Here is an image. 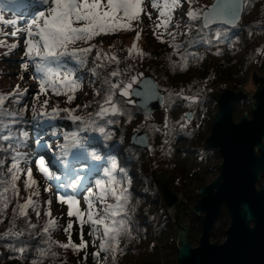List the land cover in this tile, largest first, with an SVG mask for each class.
Wrapping results in <instances>:
<instances>
[{
    "label": "snow or ice",
    "instance_id": "snow-or-ice-1",
    "mask_svg": "<svg viewBox=\"0 0 264 264\" xmlns=\"http://www.w3.org/2000/svg\"><path fill=\"white\" fill-rule=\"evenodd\" d=\"M251 6L250 0H0V26L11 29L6 32L0 28L3 55L22 47L16 61L21 68L20 79L31 71L38 83V91L32 92L30 118L26 115L29 104L23 100L29 92L27 86L18 84L9 92H0V154L6 157L0 159V224L7 225L0 231L2 246L27 264H52L59 256L54 249L60 248L77 253L83 250L86 262L87 225L95 264H107L108 255L102 258V253L110 254L115 262L121 240L132 234L136 207L130 192L132 178L120 166L123 153L117 144L124 136L121 134L119 141L113 137L123 117L127 116L125 124L132 119L128 106L135 102L133 98L146 94L144 73L131 63L148 55L137 45L142 13L152 21V35L171 48L165 59L175 69L202 58L195 49L211 50L220 43L239 41L245 29L249 37L254 28L264 31V17L241 23ZM149 7L156 12L154 20ZM5 11L12 18H7ZM121 30L134 33L130 47L117 50L109 45L105 51L95 43L98 37ZM215 53L220 54L218 47ZM255 53L264 55V48H256ZM172 56L179 59L173 61ZM85 74L93 93L91 100L60 107L59 103L49 106L45 99L37 107L36 100L49 91L63 95L71 105ZM165 92L169 101L199 100L195 94L186 95L183 88ZM148 118L146 115L145 120ZM188 119L189 113H183L182 120ZM176 123L184 127V123ZM21 124L33 126L35 147L31 153L20 150L31 147L30 131ZM163 130L167 135V120ZM133 135L144 144L135 130ZM41 147L43 151H36ZM33 162L36 171L49 181L43 192L54 186L57 202L66 205L68 219L63 225L52 215V200L41 197ZM81 196L86 208L81 207ZM74 225L78 227V242L72 239ZM60 229L66 236L64 242L51 235Z\"/></svg>",
    "mask_w": 264,
    "mask_h": 264
},
{
    "label": "trees",
    "instance_id": "trees-1",
    "mask_svg": "<svg viewBox=\"0 0 264 264\" xmlns=\"http://www.w3.org/2000/svg\"><path fill=\"white\" fill-rule=\"evenodd\" d=\"M201 3H206L208 0H200ZM251 7L248 8L246 13L242 16L241 23L247 24L249 21L264 17V0H250ZM7 18H12L11 14L5 11ZM177 19H180V12L177 10ZM147 19L142 16L141 33L137 40V45L146 54L143 59L137 58L131 61L135 65V70L149 74L155 81L158 89L162 94V102L166 108V117L169 127V132L166 135L163 126L152 119V113L142 112L134 103L128 106L129 111L132 112V119L127 124L124 120H127V116L121 119V124L116 126V135L113 137V141H119L121 134L124 136L122 143H118L117 147L123 156L120 157V166L125 168L129 176L132 178V184L130 192L132 193V203L135 204L136 211L134 213L133 231L131 236H125L120 243V251L117 253L116 260H111L110 254L102 253V258L108 255L107 264H175L174 259H171L173 254L176 255V248L174 244V237L169 234V230L172 228L168 216L159 204L158 190L153 182V175L150 173V164L152 157L157 158V161L163 163L167 169L175 168L176 150L173 149L174 142L183 138L181 135H189V131L194 132L193 126L185 128L179 127L177 121L183 122L182 115L187 109H195L194 113L198 116L201 114L204 116L207 112L214 110L215 102L212 99V94L203 92V82L207 81L208 84L213 85V92L215 88L223 90L226 86V82L231 84L232 87H236L239 82L243 80L251 69H264V55L255 53V49L258 47L264 48V31L254 28L251 37L248 35V30L245 29L240 33V40L236 42L230 41L229 44L220 43L213 47L211 50L205 48H198L195 51L199 52L202 58H196L190 60L187 67L184 68H172L169 66V61L165 59L166 54L171 52V48L166 43L159 42L153 35L149 24H146ZM175 23V21L173 22ZM3 31L10 32L11 29L4 26H0ZM134 33L124 32L123 30L102 35L95 40V43L102 47L105 51L109 50V45H112L114 49H120L130 47L132 43ZM4 39V37H0ZM8 41H12V37L9 36ZM22 43V42H21ZM232 45V46H229ZM220 49V54L215 53V48ZM4 49L0 48V92H9L11 89L18 85L20 87L27 86L29 92L25 94L23 100L29 104L26 115L30 118L32 92L38 91V83L32 78V72L26 71L23 80L20 79V64L16 62L20 57L22 50L15 51L9 56L3 55ZM124 55V53H120ZM173 61H177V56H172ZM6 67H13V71L7 70ZM181 88L185 90L186 95H197L199 100L189 103L185 100L176 99L169 101L165 89L172 91H179ZM210 92V91H209ZM93 98L92 89L88 84V75H84L83 86L78 90L76 99L71 105L66 104V98L54 95L51 91L45 96H41L36 100L37 107L45 99L49 100V106L59 103L60 107L75 106V104H81L88 102ZM245 101H239L235 104V108L240 106ZM7 106V105H6ZM15 107V106H14ZM214 108V109H213ZM91 110V108L89 109ZM77 114H80L79 112ZM149 118L145 120V116ZM214 115V114H213ZM25 130L30 131L29 143L31 147L27 149H20L21 151L32 152L35 147V134L31 129L32 125H20ZM159 129L154 131L153 129ZM145 130L149 137L150 148L143 149L136 147L129 139L130 134L134 130ZM46 138V137H45ZM151 140V142H150ZM168 145L165 147V145ZM163 148H166L165 150ZM40 149H43L42 147ZM40 149H36L39 151ZM205 149H203L204 151ZM206 151L214 152V149H206ZM50 155V154H49ZM6 157L0 154V159ZM127 158V160H125ZM156 159V158H155ZM27 167V165H25ZM177 168V166H176ZM38 186L41 189V197L50 198L54 205L56 200V194L53 189L49 192H43L45 184L49 183L42 173H36ZM179 177V176H178ZM22 188V181H21ZM25 194L22 192V195ZM186 201L184 198L182 204ZM81 207L86 206L83 196L80 197ZM83 202V203H82ZM84 208V206L82 207ZM184 213L190 216L191 221L189 224V239H195L193 233L194 216L185 210ZM58 213L52 215L56 217L57 221L63 225L66 223L65 212L61 213V216H57ZM226 215L225 209L221 212L219 219L223 222ZM33 222L36 221V216L31 213ZM181 217V216H180ZM68 219V217H67ZM41 220H43V213L41 214ZM196 223H198L196 221ZM6 222L0 224V231L6 227ZM89 228L84 226V238L89 241L88 245V257L85 262L83 250L79 253L73 252L71 249H54L59 252L58 258L52 262V264H95V261L91 253L95 250L91 244V236L88 234ZM52 238L64 242L66 240L65 233L62 229L52 232ZM215 235V233H212ZM72 239L74 242L79 241L78 227L74 225L72 231ZM3 242H0V264H27V261L22 260L15 253L10 252L9 249L2 246ZM31 256H29V260Z\"/></svg>",
    "mask_w": 264,
    "mask_h": 264
},
{
    "label": "water",
    "instance_id": "water-1",
    "mask_svg": "<svg viewBox=\"0 0 264 264\" xmlns=\"http://www.w3.org/2000/svg\"><path fill=\"white\" fill-rule=\"evenodd\" d=\"M143 79L146 94L134 97V104L142 112L150 113L158 108L162 95L149 74ZM251 80L256 86L252 95L245 89L234 91L230 85L212 94L216 111L204 148L216 150L222 162L218 175L195 189L199 198L189 211L201 223L197 246H191L189 226L179 221L182 193L171 190L164 172L159 178L152 174L160 206L175 230L176 264H264V184L256 187V181L264 178V75L253 70ZM244 100L250 102L249 112L243 111L235 122L232 117L235 104ZM135 131L149 145L147 135ZM133 133L129 136L132 144L147 149ZM222 209L229 217L225 239L210 242Z\"/></svg>",
    "mask_w": 264,
    "mask_h": 264
},
{
    "label": "rangeland",
    "instance_id": "rangeland-1",
    "mask_svg": "<svg viewBox=\"0 0 264 264\" xmlns=\"http://www.w3.org/2000/svg\"><path fill=\"white\" fill-rule=\"evenodd\" d=\"M142 3H143V0H142ZM148 11L153 13L152 19L154 20L156 17L155 10L149 7ZM142 16L147 19L146 24H149L150 22H152L149 20L147 15H144L142 13ZM21 50H22V47H21ZM6 68L9 71L14 70L13 67H6ZM253 70L257 75H264V69H251V71L248 73V76L243 78V80L239 82L235 88L232 87L231 84L226 82L224 84L226 86L224 89L228 88V85H230L234 91H237L239 89H245L248 94L252 95L256 88V86L251 80V74ZM215 89L216 91L224 90V89L220 90L217 88ZM203 92H208V93L213 94L215 92V91L213 92V85H210L207 83V81H204L203 82ZM214 107L216 111V104H214ZM249 109H250L249 101H245L242 105L234 108L232 112L233 120L237 122L239 118L241 117L242 112L243 111L249 112ZM194 110H195L194 108L193 109L191 108V109H187L184 111V113L186 112L189 113V119L186 122L183 121L182 123H184L183 128L188 127V126H193L195 131L194 132L189 131V135H185V134L181 135L183 138L178 139L173 144L174 145L173 149L176 150L175 158H176L177 168L175 166V168L170 171V169H167L163 163H160L159 161H157V158L160 159L159 156L152 157V162L150 164L151 176L153 174L154 178L155 177L159 178L161 177L162 172H164L165 175L168 177L171 190L172 191L180 190V192L182 193V200L184 198L186 199V201L183 204L182 202L180 203L178 214H179V221L187 224L188 226L190 224L191 218L190 216L186 215L184 211L185 210L189 211L191 206H193L196 200L199 198V196L195 193V189L201 185L210 183L218 175L219 173L218 167L220 163L222 162V157L217 153L216 150L214 152L213 151L210 152V151H206V149L204 148L205 137L209 134L211 121L214 116L213 114L215 113L213 112L214 110L207 112V114H205L204 116H202L201 114H198L197 116L194 113ZM150 113H152L151 116L154 122H157L162 126L164 125L167 119L166 117L167 111L163 103L160 104L158 108L154 109ZM140 131H142L143 133L147 135L145 130H140ZM147 138H148V143H149L148 135H147ZM166 146L168 145H165V147ZM163 149L165 150L166 148H163ZM203 149L205 150L203 151ZM39 151H43V149H40ZM31 167L34 170V178L37 179L36 173H40V172L36 171V164L33 162ZM259 183L264 184L263 177H261L259 180L256 181V187H258ZM158 199H159V204H160V195ZM83 206L84 208H86L84 203H83ZM51 209L53 213L54 212L58 213L57 214L58 217L61 216L62 212H65L67 216L66 205L58 203L57 200H54V205L53 204L51 205ZM194 219H196L194 220L195 225H193L194 226L193 233L195 235V239L193 240L189 239L192 247H195L198 244V239L200 236V226H201V223L198 217L194 216ZM66 220H67V217H66ZM196 221L198 223H196ZM228 221H229V217L227 213L224 217L223 222L219 219V217L216 219L214 223V227L209 237L210 242H222L225 239L224 230L226 226L228 225ZM212 233H215V235H212ZM169 234L175 238V230L173 228V224H172V228L169 230ZM171 259H174L175 264H176L175 254H173ZM171 264H173V262H171Z\"/></svg>",
    "mask_w": 264,
    "mask_h": 264
}]
</instances>
